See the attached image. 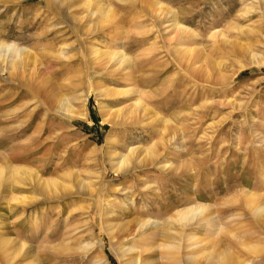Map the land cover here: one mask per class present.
I'll use <instances>...</instances> for the list:
<instances>
[{"label": "rangeland", "instance_id": "374dc122", "mask_svg": "<svg viewBox=\"0 0 264 264\" xmlns=\"http://www.w3.org/2000/svg\"><path fill=\"white\" fill-rule=\"evenodd\" d=\"M0 46V264H125L194 204L264 264V0H0Z\"/></svg>", "mask_w": 264, "mask_h": 264}, {"label": "bare ground", "instance_id": "6f19581e", "mask_svg": "<svg viewBox=\"0 0 264 264\" xmlns=\"http://www.w3.org/2000/svg\"><path fill=\"white\" fill-rule=\"evenodd\" d=\"M156 6L159 7V10L163 9L161 5H156ZM166 13L172 14L173 12L170 10H166ZM102 14L105 17L108 15V12L103 11ZM173 26H175L176 30H179V31L187 30V29L185 30V28L180 26L176 21H174ZM219 37H222L220 33H217V34L215 33L210 36L211 39H216ZM241 46L238 48L247 50L245 49L246 47L243 48ZM10 51L15 56L20 57L19 61L25 60L30 56L28 51H24V50L20 51L19 49L14 48L12 46H0V64L1 63L4 64L5 62L7 64L5 56L6 55L8 56V53ZM194 53L196 54V50L194 49L186 48L182 50V54L184 56H188L189 58L193 57ZM111 57H114V58L118 57L121 59V61H126V58H125L126 56L123 55L121 52H114ZM119 61L118 63H120ZM14 63L16 62H15V59L13 58L11 59V65L14 66ZM107 93L110 96L120 95V92H117L114 90H107ZM124 93L126 92L124 91ZM61 107L64 113L69 114L71 117L72 116L82 117V115L77 114L71 108V106L68 104V102L65 99L61 100ZM109 117H110V114L109 115L107 114L106 116H104L105 118L104 122H108ZM135 152H136V149L131 150V153H135ZM149 156H154V153L152 154L151 152L146 151L145 157H149ZM127 161L128 160L126 158H122V161L120 162V167L124 166L127 163ZM120 167L117 169L118 170L122 169ZM40 186H42L44 189H47L48 191V183L46 181L40 182ZM242 201L243 203L242 202L241 203L245 206V208L249 211V213L252 214L256 219V227L254 229L252 228L253 229L252 234H256L257 236L255 237V239L259 241L261 240V238L264 237V197L262 199V198H259V196H256L253 193L248 192L247 195L244 196V199ZM208 208L209 207H207L206 205L194 204V205L185 207L180 211H177L170 218V223L167 225L166 229H164V231L161 233H157L156 235L160 239V242H161L160 244H157V247L159 248V250H162V251L160 253L159 252L153 253L154 249H153L152 244L149 246L150 247L149 249L141 248L143 249L141 253H134L135 248L131 247L130 249L124 252L125 255H129L125 264H252L253 261L251 262L249 261V259L241 260V255H240L241 249L247 252L256 251L257 249L255 247H251L245 243H242L237 238H234L231 235V232L227 231V228L225 227V225L221 223L220 220H216L212 212H208ZM244 217L246 218L247 215ZM141 220L136 221V226L134 228L137 227V229L136 230L132 229L135 231L134 233L136 235L141 233L143 229L145 228L151 227L153 225L155 228L159 226V224L155 222L151 223L150 220L149 221H141ZM127 226H121L119 227L120 228L119 230L122 233L123 232L127 233V230L129 228ZM189 228H191L192 230ZM187 229L194 231V232L201 231L204 235L203 240H200L193 244L197 236L195 233H187L188 232ZM225 231H227V235L230 236L229 238L227 237L221 238V234L224 235ZM249 232L251 233V231ZM143 240L144 238L141 237L140 241H143ZM235 244L238 248H240V250L237 249ZM171 250H176L175 251L176 253L174 254L171 253ZM262 252H264V250H262ZM253 253L256 254L258 252H253ZM243 257H246V256H243Z\"/></svg>", "mask_w": 264, "mask_h": 264}]
</instances>
